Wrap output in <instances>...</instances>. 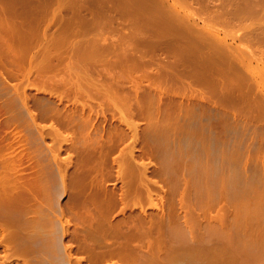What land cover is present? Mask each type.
<instances>
[{
    "label": "rangeland",
    "instance_id": "374dc122",
    "mask_svg": "<svg viewBox=\"0 0 264 264\" xmlns=\"http://www.w3.org/2000/svg\"><path fill=\"white\" fill-rule=\"evenodd\" d=\"M150 1L0 0V264H264V0Z\"/></svg>",
    "mask_w": 264,
    "mask_h": 264
},
{
    "label": "bare ground",
    "instance_id": "6f19581e",
    "mask_svg": "<svg viewBox=\"0 0 264 264\" xmlns=\"http://www.w3.org/2000/svg\"><path fill=\"white\" fill-rule=\"evenodd\" d=\"M164 1H165V0H163V2H164ZM182 1H183V0H182ZM189 1H191V0H189ZM192 1H193V0H192ZM198 1H199V0H198ZM258 1H259V0H258ZM261 1H262V0H260V3H261ZM150 2H152V0H151ZM156 2H157V1H156ZM175 2H178V0H175ZM175 2L172 1V3L169 4V6H172ZM184 2H186V1L184 0ZM195 2H196V1H194V3H195ZM200 2H201V1H200ZM158 3H159V5H158ZM164 3H165V2H164ZM187 3H188V1H187ZM187 3H185V4H187ZM194 3H193V4H194ZM152 4H153V3H152ZM160 4H162V3L157 2V5L154 3V5H156V6H154V7H157V8L159 9V8L161 7ZM182 4H183V3H182ZM197 4H198V2H197ZM195 5H196V4H195ZM256 5H258V4H256ZM262 5H263V4H262ZM158 6H159V7H158ZM164 6H165V5L163 4V7H164ZM166 6H168V5H166ZM169 6H168V8H169ZM196 6H197V5H196ZM198 6H199V5H198ZM163 7H161L160 9H163ZM172 7H174V5H173ZM199 7H200V6H199ZM201 7H202V6H201ZM203 9H204V11L206 10V8H204V7H203ZM164 10H165V9H164ZM198 10H199V8H198ZM167 11H168V10H166V12H167ZM200 11H201V10H200ZM207 11H210V10H207ZM202 12H203V11H202ZM213 13H214V12H213ZM213 13H212V14H213ZM168 14H169V11H168ZM169 15H172V14L170 13ZM216 15H217V14H216ZM214 16H215V15H214ZM216 17H217V16H216ZM221 17H222V16L220 15V18H221ZM217 18H218V17H217ZM218 19H219V18H218ZM210 33H211V31H210ZM210 33H209V34H210ZM212 34H213V33H211V36H212ZM214 34L216 35L215 32H214ZM214 34H213V35H214ZM205 36H206V35H205ZM208 36H209V35H208ZM217 36H218V35H217ZM246 53H247V52H246ZM254 54H255V53H254ZM248 55H249V52H248ZM250 55H252V52L250 53ZM255 56H256V54H255ZM256 58H258V57L256 56ZM259 58H260V57H259ZM260 60H261V59H260ZM260 60H258V61H260ZM260 62H263V63H264V59H263V61L261 60ZM261 66H262V65H261ZM261 66H260V67H261ZM263 66H264V64H263ZM260 67H259V68H260ZM262 68H263V67H262ZM261 70H262V69H261ZM263 71H264V69H263ZM263 71H262V72H263ZM220 96H221V95H220ZM222 96H223V94H222ZM222 96H221V97H222ZM221 97H220V98H221ZM224 97H225V96H224ZM229 97H230V96H229ZM229 97H228V98H229ZM221 99H224V98H221ZM226 99H227V97H226ZM226 99H224L223 101H225ZM229 100H230V98L227 99V102H228ZM24 208L27 210L26 207H24ZM0 209H2V208H0ZM25 209H24V210H25ZM4 210H5V209H4ZM22 210H23V209H22ZM26 210H25V212H26ZM19 211H21V209H20ZM19 211H18V212H19ZM27 211H30V209L27 210ZM2 212L6 213V211H3V209H2ZM2 212L0 211V218H1L0 221L2 222V224L6 225V226H9L11 223H10V224H5V222H6L7 220H9V219H12V220H13V218H12V216H10L11 218L8 219V217L6 216V215H8V214H7V213L4 214V213H2ZM19 213H20V212H19ZM21 213H22V212H21ZM21 213H20V214H21ZM10 214H11V213H10ZM8 216H9V215H8ZM9 221H11V220H9ZM9 221H7V222H9ZM1 222H0V223H1ZM3 222H4V223H3ZM7 222H6V223H7ZM12 223H13V222H12ZM2 224H0V226H1ZM4 225L1 226V227H2V230H4V228H3ZM4 227H5V226H4ZM117 250H119V249H117ZM120 251H121V250H120ZM112 252L114 253V252H116V250H115V251H112ZM112 252H111V254H113ZM117 253H120V252L118 251ZM117 253H115V254H117ZM119 255H121V253H120Z\"/></svg>",
    "mask_w": 264,
    "mask_h": 264
}]
</instances>
